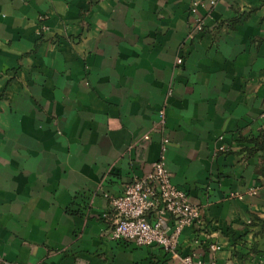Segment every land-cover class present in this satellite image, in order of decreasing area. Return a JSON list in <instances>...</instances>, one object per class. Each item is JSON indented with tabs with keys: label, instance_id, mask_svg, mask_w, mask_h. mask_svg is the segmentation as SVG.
<instances>
[{
	"label": "crops",
	"instance_id": "obj_1",
	"mask_svg": "<svg viewBox=\"0 0 264 264\" xmlns=\"http://www.w3.org/2000/svg\"><path fill=\"white\" fill-rule=\"evenodd\" d=\"M160 160L202 214L175 256L103 218ZM186 256L264 264V0H0V264Z\"/></svg>",
	"mask_w": 264,
	"mask_h": 264
},
{
	"label": "built area",
	"instance_id": "obj_2",
	"mask_svg": "<svg viewBox=\"0 0 264 264\" xmlns=\"http://www.w3.org/2000/svg\"><path fill=\"white\" fill-rule=\"evenodd\" d=\"M195 15V31L202 32L204 25ZM177 64H182L178 59ZM161 113L160 117L162 118ZM149 136H145L148 139ZM167 140H163V147ZM150 175L130 182L122 194L108 198V213L113 216L108 239L114 242H131L137 247L158 246L176 255L177 238L183 228L196 225L201 219V210L191 203L189 196L171 182L165 163L160 160L152 165ZM152 218L150 219V217ZM165 219H171L174 230L171 235L163 227ZM218 250L217 246L211 247ZM181 264H217L193 260L190 256L180 258Z\"/></svg>",
	"mask_w": 264,
	"mask_h": 264
}]
</instances>
